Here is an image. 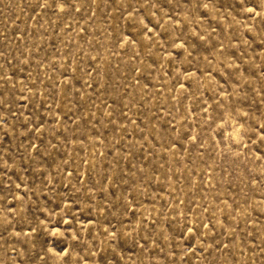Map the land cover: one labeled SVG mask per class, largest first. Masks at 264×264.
Instances as JSON below:
<instances>
[{"label":"rangeland","instance_id":"374dc122","mask_svg":"<svg viewBox=\"0 0 264 264\" xmlns=\"http://www.w3.org/2000/svg\"><path fill=\"white\" fill-rule=\"evenodd\" d=\"M0 264H264V0H0Z\"/></svg>","mask_w":264,"mask_h":264}]
</instances>
